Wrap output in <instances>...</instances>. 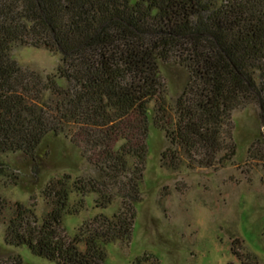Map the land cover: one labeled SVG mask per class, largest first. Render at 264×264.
Listing matches in <instances>:
<instances>
[{
    "label": "trees",
    "instance_id": "trees-1",
    "mask_svg": "<svg viewBox=\"0 0 264 264\" xmlns=\"http://www.w3.org/2000/svg\"><path fill=\"white\" fill-rule=\"evenodd\" d=\"M22 47L57 55L54 74L20 66L12 52ZM173 67L185 82L169 105L164 80ZM249 104L258 107L264 127V0H0L4 245L26 247L56 264H106V247L132 236L147 143L137 149L123 143L114 152L91 143L103 154L96 177L51 178L40 191L42 214L35 204L5 197L22 184L8 156L26 160L35 187L42 186L46 139L67 136L70 124L86 133L135 113L145 136L151 126L164 134L166 168L185 161L189 168H211L233 156L222 130L234 110ZM256 140L264 143V134ZM175 155L177 162L165 161ZM108 184L127 203L110 216L90 217L67 236L63 221L81 212L87 196H98L101 210L112 204L104 193ZM233 254L239 264H262L249 253ZM17 258L14 264H21ZM131 264L159 263L144 254Z\"/></svg>",
    "mask_w": 264,
    "mask_h": 264
},
{
    "label": "rangeland",
    "instance_id": "rangeland-1",
    "mask_svg": "<svg viewBox=\"0 0 264 264\" xmlns=\"http://www.w3.org/2000/svg\"><path fill=\"white\" fill-rule=\"evenodd\" d=\"M12 54L24 69L43 76L54 74L58 64L57 55L42 49L22 47ZM184 82L180 69L169 68L164 80L167 104L174 102ZM139 121L133 113L121 123L86 128V133L70 124L67 136L46 139L49 155L42 164V186L35 187L26 160L8 156L7 163L18 170L25 186H15L5 197L10 203L35 204L37 213L42 214L40 191L51 178L70 174L72 180L87 181L96 177L95 164L101 163L103 154L91 143H104L105 151L112 152L123 143L133 149L147 143L132 236L127 243L106 247V264H131L144 254L159 264H239L233 252L249 253L264 264V143L256 140L258 133L264 134V127L258 107L249 104L232 112L222 135L224 146H233L234 154L211 168L195 164L189 168L188 161L176 170L166 168L161 162V154L169 147L164 134L151 126L145 136L137 128L142 124ZM167 158L168 163L177 162L178 156ZM116 191L117 187L108 184L104 193L110 195L112 204L104 210L95 208L98 196H87L81 212L64 219L67 236L90 217L100 213L110 216L120 210L127 200L118 197ZM236 240L238 245H233ZM17 257L21 264H56L34 256L26 247L5 246L0 225V264H14Z\"/></svg>",
    "mask_w": 264,
    "mask_h": 264
}]
</instances>
